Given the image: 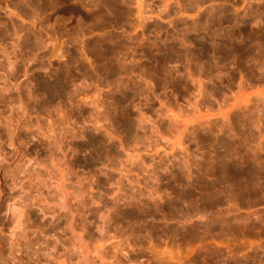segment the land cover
<instances>
[{"label": "rangeland", "instance_id": "rangeland-1", "mask_svg": "<svg viewBox=\"0 0 264 264\" xmlns=\"http://www.w3.org/2000/svg\"><path fill=\"white\" fill-rule=\"evenodd\" d=\"M259 91L264 0H0V264H75L68 210L27 207L10 242L7 208L53 158L104 264H264ZM194 103L197 122L165 116Z\"/></svg>", "mask_w": 264, "mask_h": 264}, {"label": "bare ground", "instance_id": "bare-ground-1", "mask_svg": "<svg viewBox=\"0 0 264 264\" xmlns=\"http://www.w3.org/2000/svg\"><path fill=\"white\" fill-rule=\"evenodd\" d=\"M242 86L243 85H241L240 87ZM201 94L199 96H201ZM254 95L256 96V100L258 97L264 100V93H261L259 91V92H255ZM244 97L246 96L241 97L242 100L238 98L240 100L235 103L236 106L242 107L245 104L250 103V98L249 97L244 98ZM166 107L167 110L165 112V116L169 119V121H171L174 127L186 126L201 118L199 117V114L201 112L199 111V109L201 108L200 105H198L197 103L190 104L188 110H184V111L182 110L181 107L173 109L172 108L173 106L169 105V106H165V109ZM227 114L228 113H224V112L220 114L218 113V115H220L219 117L221 118L222 116L223 119L227 118ZM204 119L205 117H203V119L200 120L203 121ZM206 120L210 121V117H208L207 115H206ZM177 145L181 146V142L179 141ZM175 146L176 144L174 145V147ZM59 163H60V159L53 158L50 165L48 164V166L43 167L44 174L38 175L42 183L41 186L39 185L40 186L39 190L33 193L34 191L32 192V189L25 188L26 192L25 191L23 193L21 192L22 194L20 195L17 204L13 203L7 208V211L10 212V221H11L10 242L12 244H16L18 243V241H20V239L23 236L27 235V230L29 229L30 226L28 210L26 209L27 207L36 205V207L41 211V213L42 212L44 214L49 213L52 215L59 212L60 210H68L70 212V219H68L67 217V221H66L68 224L67 233L69 234L67 243L71 251V256L75 258L74 259L75 264H104L105 242L104 243L101 242V244H99L100 241H94V242L92 241L93 243H90L87 241L88 239L86 240L84 238L81 232L76 231V229H74L75 227H73L74 222L72 219L73 217L72 213L74 212L72 208L73 205H75L73 203L82 204L83 199L86 195L80 188V184L75 183L76 181H73V179L71 178L73 176L72 173L73 171H71V168L65 162L61 165ZM21 189H23V187H21ZM102 228L103 227H100L98 229L99 234H102L103 232ZM70 260H71L70 257L65 259L56 258L54 254L46 252L42 260L40 262H37V264H69Z\"/></svg>", "mask_w": 264, "mask_h": 264}]
</instances>
